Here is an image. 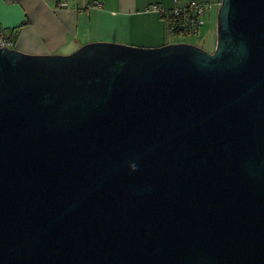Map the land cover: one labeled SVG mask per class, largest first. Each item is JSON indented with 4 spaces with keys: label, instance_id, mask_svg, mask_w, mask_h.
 I'll return each instance as SVG.
<instances>
[{
    "label": "water",
    "instance_id": "obj_1",
    "mask_svg": "<svg viewBox=\"0 0 264 264\" xmlns=\"http://www.w3.org/2000/svg\"><path fill=\"white\" fill-rule=\"evenodd\" d=\"M0 264H264V0L211 52L0 47Z\"/></svg>",
    "mask_w": 264,
    "mask_h": 264
},
{
    "label": "crops",
    "instance_id": "obj_2",
    "mask_svg": "<svg viewBox=\"0 0 264 264\" xmlns=\"http://www.w3.org/2000/svg\"><path fill=\"white\" fill-rule=\"evenodd\" d=\"M197 1L211 5L205 16L211 22L220 0ZM152 4L174 5L172 0H0V27L10 48L28 54H68L93 41L160 47L171 36L164 18L149 9Z\"/></svg>",
    "mask_w": 264,
    "mask_h": 264
},
{
    "label": "built area",
    "instance_id": "obj_3",
    "mask_svg": "<svg viewBox=\"0 0 264 264\" xmlns=\"http://www.w3.org/2000/svg\"><path fill=\"white\" fill-rule=\"evenodd\" d=\"M172 1L174 5L170 9H162L156 4L150 5L149 9L158 12L164 18L170 36H197L211 5L197 0H190L183 5L176 4L177 0ZM10 46L11 41L6 39L0 27V47Z\"/></svg>",
    "mask_w": 264,
    "mask_h": 264
},
{
    "label": "rangeland",
    "instance_id": "obj_4",
    "mask_svg": "<svg viewBox=\"0 0 264 264\" xmlns=\"http://www.w3.org/2000/svg\"><path fill=\"white\" fill-rule=\"evenodd\" d=\"M209 22L208 18H203V24L197 36H171L170 43L186 42L203 48L206 51H213L216 39V12Z\"/></svg>",
    "mask_w": 264,
    "mask_h": 264
},
{
    "label": "trees",
    "instance_id": "obj_5",
    "mask_svg": "<svg viewBox=\"0 0 264 264\" xmlns=\"http://www.w3.org/2000/svg\"><path fill=\"white\" fill-rule=\"evenodd\" d=\"M23 24V23H22ZM15 30H17V29H15Z\"/></svg>",
    "mask_w": 264,
    "mask_h": 264
}]
</instances>
